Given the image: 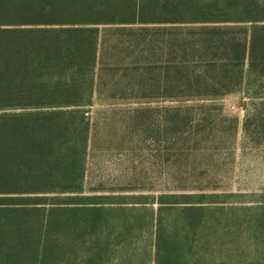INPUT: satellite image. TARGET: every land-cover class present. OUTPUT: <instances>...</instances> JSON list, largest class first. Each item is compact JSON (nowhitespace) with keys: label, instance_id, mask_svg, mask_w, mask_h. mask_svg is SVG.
I'll return each instance as SVG.
<instances>
[{"label":"rangeland","instance_id":"374dc122","mask_svg":"<svg viewBox=\"0 0 264 264\" xmlns=\"http://www.w3.org/2000/svg\"><path fill=\"white\" fill-rule=\"evenodd\" d=\"M203 24L53 26L87 29L99 54L94 67L60 74L78 87L60 94L73 105L36 109L72 112L58 163L38 187L48 205L87 208L70 219L87 223L80 237L110 246L112 261L158 264V253L173 264H264V71L247 75L246 61L236 90L161 95L170 38ZM255 24L264 20L232 25Z\"/></svg>","mask_w":264,"mask_h":264},{"label":"trees","instance_id":"16d2710c","mask_svg":"<svg viewBox=\"0 0 264 264\" xmlns=\"http://www.w3.org/2000/svg\"><path fill=\"white\" fill-rule=\"evenodd\" d=\"M124 2L131 5L125 7ZM260 2L0 0V110H20L0 113V209L48 204L39 179H46L47 171L52 172L58 163L72 112L36 109L73 105L61 100L60 94L78 87L60 74L84 71L97 61L99 45L87 29L53 26L115 21L205 23L187 32L179 28L170 38L171 60L164 67L170 83L162 87L161 95L211 97L241 85L246 61L247 75L251 69L264 71V24L232 25L264 20L258 15L264 11ZM158 241L168 245L171 239L160 240L158 235ZM156 259L158 264H173L158 253Z\"/></svg>","mask_w":264,"mask_h":264},{"label":"crops","instance_id":"0c3cea01","mask_svg":"<svg viewBox=\"0 0 264 264\" xmlns=\"http://www.w3.org/2000/svg\"><path fill=\"white\" fill-rule=\"evenodd\" d=\"M80 207L79 204L2 207L0 264H126L119 256L111 260L110 246L89 245L80 237L82 226L87 223L70 219L71 212Z\"/></svg>","mask_w":264,"mask_h":264}]
</instances>
